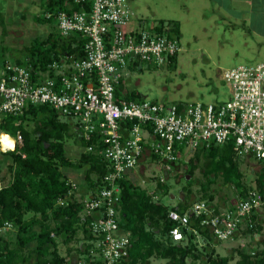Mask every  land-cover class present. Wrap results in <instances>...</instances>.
<instances>
[{
  "label": "built area",
  "instance_id": "1",
  "mask_svg": "<svg viewBox=\"0 0 264 264\" xmlns=\"http://www.w3.org/2000/svg\"><path fill=\"white\" fill-rule=\"evenodd\" d=\"M62 1L68 4L66 10L45 17H54L61 36L76 33L84 39L83 56H64L46 70L32 71L0 55V116H18L30 105L46 104L72 122L84 140L98 138L104 144L102 155L110 171L103 185L80 197L70 181V190L56 205H68L76 197L92 236L90 256L99 264H125L130 233L119 226L120 181L133 180L143 162L162 170V176L152 177L155 186L174 176L181 149L231 143L240 159L264 163V61L222 72L226 100L210 104L118 100L115 91L125 71L140 70L142 65L169 66L180 51L179 40L167 21L148 26L142 20L133 22L128 0ZM73 5L80 8L73 10ZM11 138L14 147L21 141L20 135ZM260 212H264V190L256 187L218 214L197 201L185 213L168 212L167 218L175 223L168 237L173 243L184 241L182 229H187L189 215L204 214L201 225L217 241L231 240L243 229H252L253 215ZM11 227L5 222L0 235Z\"/></svg>",
  "mask_w": 264,
  "mask_h": 264
},
{
  "label": "trees",
  "instance_id": "2",
  "mask_svg": "<svg viewBox=\"0 0 264 264\" xmlns=\"http://www.w3.org/2000/svg\"><path fill=\"white\" fill-rule=\"evenodd\" d=\"M43 13L36 20L41 23H52L53 31L48 32L45 38L35 37L29 46L25 47L23 59L14 62L27 66L32 71L46 70L54 61L64 56L81 58L83 56L84 39L76 33L61 36L54 17L46 18L48 12L66 10L68 4L62 0H43ZM79 5H73L78 10ZM161 24L164 20L159 21ZM173 35L178 39L179 24L177 21H167ZM0 55L5 56V48L0 49ZM172 60L169 66L175 64ZM121 87V85H120ZM120 87L115 91L116 98L127 101H141L144 98L135 90L122 94ZM27 121L33 123L28 129ZM0 135L17 137L21 141L13 149L3 151L11 158L9 171L10 181L0 187V227L5 222L16 227L17 247H10L4 236L0 235V264H18L19 249L33 243L32 255L34 264H69L58 253L59 238L67 244L73 241L77 232L83 234L85 244L80 246L89 264H99L98 260L90 256L92 236L83 221L80 212L83 205L74 197L68 205L58 206V198L64 197L70 190V180L63 170H82L83 182L87 190H98L103 184V177L110 171L108 162L102 155L104 144L98 138L84 140L75 125L60 117L58 112L49 105H30L18 116H2ZM10 135V136H9ZM75 137L81 151L77 161L70 158L65 152L67 138ZM11 138V137H10ZM12 139V138H11ZM92 150L88 151V147ZM187 158V172L192 175L199 169L206 179L201 183L202 199L210 205L213 197L207 194V188L215 178L234 186L243 197L246 189L242 184V173L239 169L240 158L233 150L231 143L222 145L212 144L209 147L197 148L184 152L181 157ZM180 161V159H179ZM260 170L256 178V188L264 190V163L257 162ZM191 184V181L187 183ZM120 228L130 233V248L125 264H145L151 257L166 259V264H188L187 259L204 258V264H229L228 256H219L211 247L210 241L216 240L211 231L201 221L204 214L189 215L187 229L183 228L184 241L173 243L168 237V231L174 222L167 218L170 210L185 213L195 202L188 200L187 195L174 207L167 208L161 202L153 200L158 194H166L167 183L157 181L152 193L142 188L134 180L120 181ZM88 193V192H86ZM85 193V194H86ZM81 195L80 197H84ZM212 207V205H210ZM214 213L219 211L212 207ZM29 215V217H26ZM254 226L240 231L241 235H251L252 241L257 243L248 253L239 250V260L236 264H264V241L261 240V224L264 222V212L253 215ZM236 234L235 236H237ZM197 239L204 245L205 253L198 251ZM217 241V240H216ZM220 242V241H219ZM255 252L254 255L251 252Z\"/></svg>",
  "mask_w": 264,
  "mask_h": 264
},
{
  "label": "rangeland",
  "instance_id": "3",
  "mask_svg": "<svg viewBox=\"0 0 264 264\" xmlns=\"http://www.w3.org/2000/svg\"><path fill=\"white\" fill-rule=\"evenodd\" d=\"M42 2L43 0H0V49L5 48V58L9 61L23 59L25 47L29 46L35 37L45 38L48 32L53 31L52 23L44 24L36 20V17L43 13ZM128 6L132 21L141 19L144 26L160 20L177 21L180 51L172 66L142 65L140 70L125 71L124 81L120 87L122 94L135 90L144 99L160 103L210 104L228 98V90L221 79L224 70L238 65H252L264 60V55L256 52L257 45L250 42V37L244 31L240 33L227 27L218 19V14L211 13L210 8L201 0L197 2L193 0H128ZM1 119L2 116H0V122ZM25 125L30 129L33 123L27 121ZM80 151L81 148L75 137L66 139L65 152L70 158L77 161ZM190 156L180 157L174 176L167 181V193L158 194L153 197V200L171 208L186 197L187 189H189L190 202L207 201V199L201 200L203 194L201 183H205L206 179L202 177L199 169H195L192 175L187 172L188 164L186 163ZM10 164L11 158L3 154V149L0 148V186L6 185L11 179ZM238 164L245 189L255 187L260 165L252 158H242ZM63 171L67 178L76 184L77 193L87 195L86 192L90 189L87 190L83 182V171L76 169ZM162 175L160 167L143 162L133 180L147 191H154L156 186L152 177L159 178ZM189 181H191L190 185L187 184ZM207 194L212 195L210 205L219 212L233 207L240 195L234 186L223 183L221 178L214 179L207 188ZM261 228L260 243H263L264 222ZM16 233V227L13 225L1 233L7 244L13 248L18 245ZM57 242L58 253L69 264L86 261L85 254L80 249V246L85 244L80 231L77 232L75 239L67 244L59 238ZM197 243L199 253L204 255V245L202 246L200 239H197ZM210 245L219 256H228L229 264H236L239 260L238 251L248 253L257 243L252 241L251 235L239 233L231 240L223 242L212 240ZM33 247V243H29L19 249L18 264H34V256L31 252ZM204 260V258L197 260L188 258L187 263L204 264ZM166 263V259L154 256L145 264ZM86 264H89V261H86Z\"/></svg>",
  "mask_w": 264,
  "mask_h": 264
},
{
  "label": "crops",
  "instance_id": "4",
  "mask_svg": "<svg viewBox=\"0 0 264 264\" xmlns=\"http://www.w3.org/2000/svg\"><path fill=\"white\" fill-rule=\"evenodd\" d=\"M201 1L210 8L211 13L216 12L218 19L227 27L240 33L244 31L250 37V42L257 45L256 52L264 55V0ZM79 262L78 264H86L85 260L82 263Z\"/></svg>",
  "mask_w": 264,
  "mask_h": 264
},
{
  "label": "bare ground",
  "instance_id": "5",
  "mask_svg": "<svg viewBox=\"0 0 264 264\" xmlns=\"http://www.w3.org/2000/svg\"><path fill=\"white\" fill-rule=\"evenodd\" d=\"M4 137H7L8 139L5 140ZM0 146L3 150L6 149H13L14 148V140L8 137L7 135H1L0 136Z\"/></svg>",
  "mask_w": 264,
  "mask_h": 264
},
{
  "label": "snow or ice",
  "instance_id": "6",
  "mask_svg": "<svg viewBox=\"0 0 264 264\" xmlns=\"http://www.w3.org/2000/svg\"><path fill=\"white\" fill-rule=\"evenodd\" d=\"M5 140H7L8 138L7 137H4Z\"/></svg>",
  "mask_w": 264,
  "mask_h": 264
},
{
  "label": "water",
  "instance_id": "7",
  "mask_svg": "<svg viewBox=\"0 0 264 264\" xmlns=\"http://www.w3.org/2000/svg\"><path fill=\"white\" fill-rule=\"evenodd\" d=\"M186 179H188V177H186Z\"/></svg>",
  "mask_w": 264,
  "mask_h": 264
}]
</instances>
